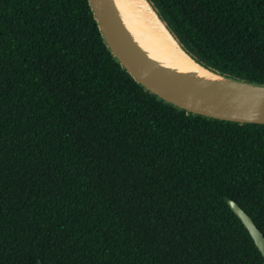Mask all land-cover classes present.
Wrapping results in <instances>:
<instances>
[{"label":"trees","instance_id":"obj_1","mask_svg":"<svg viewBox=\"0 0 264 264\" xmlns=\"http://www.w3.org/2000/svg\"><path fill=\"white\" fill-rule=\"evenodd\" d=\"M264 84V0H148ZM264 125L188 113L106 45L89 0H0V264H264Z\"/></svg>","mask_w":264,"mask_h":264},{"label":"water","instance_id":"obj_2","mask_svg":"<svg viewBox=\"0 0 264 264\" xmlns=\"http://www.w3.org/2000/svg\"><path fill=\"white\" fill-rule=\"evenodd\" d=\"M89 3L113 56L146 90L188 113L240 124L264 125V84L211 70L194 59L181 45L197 64L218 79H193L199 74L198 71L180 74L157 63L144 51L126 26L115 0H89ZM228 203L250 231L264 256L262 231L235 200L229 198Z\"/></svg>","mask_w":264,"mask_h":264},{"label":"bare ground","instance_id":"obj_3","mask_svg":"<svg viewBox=\"0 0 264 264\" xmlns=\"http://www.w3.org/2000/svg\"><path fill=\"white\" fill-rule=\"evenodd\" d=\"M115 1L126 26L153 60L180 74L198 71L199 74L193 79H218L183 50L147 0ZM148 8H151V13Z\"/></svg>","mask_w":264,"mask_h":264},{"label":"rangeland","instance_id":"obj_4","mask_svg":"<svg viewBox=\"0 0 264 264\" xmlns=\"http://www.w3.org/2000/svg\"><path fill=\"white\" fill-rule=\"evenodd\" d=\"M143 1V0H142ZM147 4V3H146ZM148 11L151 13L152 12V10H151V8H148Z\"/></svg>","mask_w":264,"mask_h":264}]
</instances>
